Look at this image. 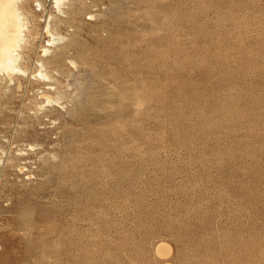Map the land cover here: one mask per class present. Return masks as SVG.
Wrapping results in <instances>:
<instances>
[{
    "label": "rangeland",
    "instance_id": "374dc122",
    "mask_svg": "<svg viewBox=\"0 0 264 264\" xmlns=\"http://www.w3.org/2000/svg\"><path fill=\"white\" fill-rule=\"evenodd\" d=\"M54 1L0 86V264H264V0Z\"/></svg>",
    "mask_w": 264,
    "mask_h": 264
},
{
    "label": "bare ground",
    "instance_id": "6f19581e",
    "mask_svg": "<svg viewBox=\"0 0 264 264\" xmlns=\"http://www.w3.org/2000/svg\"><path fill=\"white\" fill-rule=\"evenodd\" d=\"M25 1L27 0H0V86L3 82L9 81L12 83L16 77L26 75L27 73L26 69H23L22 66L23 53L25 50L27 52L26 47L29 45L28 34H30L29 19L26 15V7L24 6ZM63 1L64 0L54 1L58 10H61ZM50 25L51 24L48 22L45 28V33L49 38L48 45L54 43L55 40L54 35L50 30ZM34 34L36 35V33ZM43 52L44 55H47L50 53V49L44 48ZM40 66L43 68L42 63ZM42 70L39 71L35 77L49 80V76L44 74ZM41 96L46 99L47 104H57L56 100H54L48 93H42ZM42 107L43 106H41V108ZM19 154L21 155V153ZM19 170L23 171L24 167H20Z\"/></svg>",
    "mask_w": 264,
    "mask_h": 264
}]
</instances>
